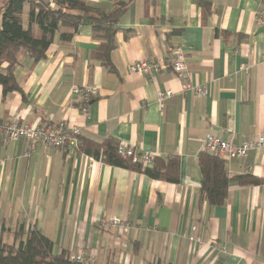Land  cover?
Wrapping results in <instances>:
<instances>
[{"label":"crops","instance_id":"1","mask_svg":"<svg viewBox=\"0 0 264 264\" xmlns=\"http://www.w3.org/2000/svg\"><path fill=\"white\" fill-rule=\"evenodd\" d=\"M82 1L89 17L123 6L113 70L95 59L100 43L88 18L70 41L61 40V28L44 60L21 54L14 74L24 96H4L0 85V121L70 125L80 138L178 160L179 182L0 137V240L13 244L36 230L53 241L55 254H84L96 264H264V183L231 184L226 203L211 207L200 198L199 167L207 136L236 144L264 136V28L257 19L264 0H207L209 11L198 0ZM170 46L185 51L191 80L207 96L182 93ZM148 59L161 68L154 78L129 72V64ZM75 86L99 89L88 115ZM167 90L174 94L161 104ZM226 164L230 177L264 180V149ZM114 217L131 228L100 225Z\"/></svg>","mask_w":264,"mask_h":264},{"label":"trees","instance_id":"2","mask_svg":"<svg viewBox=\"0 0 264 264\" xmlns=\"http://www.w3.org/2000/svg\"><path fill=\"white\" fill-rule=\"evenodd\" d=\"M55 7L46 0H0V85L4 96L9 93H24L14 74V69L20 64L21 54H27L35 62L46 58L47 52L53 44L56 33L62 28V41H70L85 19H89L96 40L99 41L95 52V59L110 70H113L111 53L116 49V34L118 19L123 9H116L110 14L101 13L96 17H89L91 9L82 0H53ZM199 7L210 10L211 3L198 0ZM29 11V25H24L25 12ZM38 30H34V26ZM70 30V31H67ZM6 64V67L4 66ZM119 143L105 140L97 143L79 137L77 152L86 154L115 167L144 173L150 178L178 183L179 161H164L152 159V166L124 160L118 155ZM227 162L214 154L203 151L199 154L201 171V201H206L211 207L226 203L231 184L239 186L260 185L263 179L253 175L230 177ZM18 233L17 236H21ZM0 264H82L71 260L65 252L54 253V243L40 232L33 230L26 239H20L13 244H6L0 240ZM160 264V263H157Z\"/></svg>","mask_w":264,"mask_h":264},{"label":"built area","instance_id":"3","mask_svg":"<svg viewBox=\"0 0 264 264\" xmlns=\"http://www.w3.org/2000/svg\"><path fill=\"white\" fill-rule=\"evenodd\" d=\"M50 2L52 8L55 7L53 0ZM258 23L264 28V6L258 12ZM171 57V69L175 76L182 82V93H192L198 97H205L208 91L200 86L193 84L191 73L188 68L187 57L185 51L181 47L170 46L167 49ZM128 70L130 73L144 76L146 78H154L161 70L159 64L154 60H140L129 64ZM247 74V70H244ZM75 96L80 97L86 106L83 109L88 115V104L99 96V89L95 86H75L72 89ZM174 92L167 90L160 92L158 95L159 102L164 103L165 100L171 98ZM0 137L11 141L26 140L32 145L45 144L56 149L76 150L79 145V137L81 130L70 125H54V124H33L14 120L11 122L0 121ZM201 148L203 151L214 154L224 160L231 162L234 159H244L251 151L264 149V136L258 137L256 140L249 141L244 144H236L234 141H225L222 138L210 135L202 140ZM118 155L124 160H131L133 163L143 164L145 167L152 166L153 156L149 153H138L128 145L119 143ZM100 225L103 227H115L120 232L128 231L130 223L123 218L101 219ZM221 251L226 252L222 247ZM71 260L82 264H96V258L87 257L84 254L71 255Z\"/></svg>","mask_w":264,"mask_h":264}]
</instances>
